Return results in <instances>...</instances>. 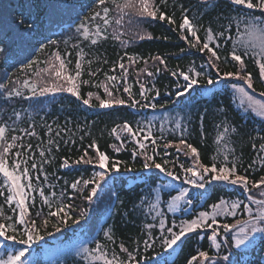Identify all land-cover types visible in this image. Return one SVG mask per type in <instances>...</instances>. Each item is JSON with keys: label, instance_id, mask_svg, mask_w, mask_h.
<instances>
[{"label": "trees", "instance_id": "1", "mask_svg": "<svg viewBox=\"0 0 264 264\" xmlns=\"http://www.w3.org/2000/svg\"><path fill=\"white\" fill-rule=\"evenodd\" d=\"M34 2L35 0H0V30L6 36L5 40L0 41V44L5 47V51L0 53V84H7L9 89L16 87L24 93L22 97H13L5 102L4 89H0V123L7 122L9 125L8 135H17L25 144L32 143L33 149H36L37 144L46 146L49 136L44 126L45 123L52 125L53 136L57 128L61 130L60 148L58 151H53L54 158L52 162L45 165V171L49 176L48 183L55 185V187L49 189L48 184L43 186L46 189V195L54 192L58 198L60 192L64 191V197L57 199L56 203H72L74 206L71 213L72 219L76 218L80 209H87V215L75 224L71 220L65 224H60L57 218H51L47 226H41L40 235L43 236V239L34 241L27 246L29 247V253L26 254L24 259L29 260L28 256L36 251L33 253L31 264H55L59 259L50 262V258L48 260L43 256L47 250L46 248L49 251L57 244L70 242L79 245L85 241H88L89 247L92 248L95 247V242L99 241L106 245L104 250L108 252L109 258L115 252L121 259H126V254L122 253L119 247L121 243L130 251L136 250L137 245H139V255L136 259L141 264H187V260L200 250L208 251L210 256L214 255L217 250L212 248L211 241L207 238L210 235L208 229H200L197 232L187 234L185 238H182V242H178V245L172 249H168L163 245L161 237L162 235L166 236L167 233H162L158 227L160 217H156L157 210L149 208V204L153 202L149 189L156 182V178L162 177L163 174L155 169L151 171L144 170L142 168L144 157L139 154L133 156L134 150L139 151L135 141L118 129L120 139L124 140L123 145H121L120 139L111 130L116 125H122L124 121L130 122L135 127L137 122L152 119L154 135L159 137L161 135L160 126L163 123V139L157 141L158 147L156 148L155 158L157 162L161 163L168 161L167 167L169 170L182 174L180 165L191 166L193 163L192 158L186 157L182 152H177L175 147H169L166 150L163 148L166 141H178L180 137L179 130L176 132L171 131L177 114L186 116L187 131L185 132V139L198 149L201 162L209 166L213 162V157H216L218 153L217 164L219 165L220 160L223 159L224 153L220 151L223 144L218 145L216 142V136L220 130L216 126L221 121H227L238 130L237 134L231 136L229 148L234 149V155L239 158V171L243 173L244 169H248L251 164L253 167L248 170L251 180H259L261 176H264V167L260 165L261 159H264V153L258 154L257 151L259 144L264 142L257 137V134L264 136V118L252 112L247 101L243 100L241 95L231 88V84L243 85V81L230 78L221 84L208 86L206 76L202 74L198 78L199 87L197 91L191 93V96L186 94L184 97L177 98L174 95L177 86H182L185 81L180 76H172V71L192 70V75H195V72L206 73L211 75L213 80L217 76L216 69L211 68L207 63V51L201 53L195 48H190L188 42L180 38L181 35L187 34L182 33L178 27L181 22V6L190 8L189 17L197 25L203 26L198 32L201 38L205 35L203 28L209 24H211L214 32L220 30V25L225 24L226 21L217 20L216 17L221 13L229 14L232 6L227 0H218L214 10H211L208 6L200 3L199 0H167L164 10L168 15L174 14L176 21L174 25L169 24L166 20L160 21L157 19L140 23L137 26L136 24H129L130 17L134 21L139 19L135 16L133 10L124 9L123 12H120L117 9V5L123 6L128 0H115V2L106 0L105 6H108L111 10L110 20L112 21L108 28L109 38L97 45H92L90 40L85 39L76 31V26L83 16L100 10L94 4V0H66L73 7L54 12L51 22H49L46 15H42L32 30L28 31V24L36 18L37 8L32 6ZM138 2L139 0H136V3ZM154 2L160 4V0H154ZM41 10H44L42 5ZM29 11H31L32 16L25 20L19 29L15 28V23L23 18L22 13L27 15ZM201 13H204L202 18H200ZM254 14L259 16L261 13L259 10H255ZM119 18H122V25L114 23ZM70 20H75L74 24L64 29L63 25ZM96 22L99 23L100 21ZM89 27L94 29V24H89ZM57 29L61 30L54 34ZM113 31L122 34L121 40L129 42L127 47L121 45L119 40H115L111 36ZM137 33L140 36L148 33L152 38L133 40L132 38L137 36ZM227 35H229L228 40L219 42L218 55L221 60L218 62V67L220 72H235L238 64L231 60L230 51L233 41L239 42L241 36L235 28ZM41 44L45 46L43 49L40 47ZM81 49L84 52L83 59L92 61L90 65L85 63L82 68L80 80H90V83L81 84V98H88V92L99 94L102 98H105L103 88H98L96 85L106 80V73L110 76L121 75L118 67L115 72L112 71V65L127 52L129 55L144 58L138 60L129 68L127 82L131 85L133 96L135 99L142 100L139 96V83L136 82L139 73L141 82L145 83L147 88H153L154 86V89L159 91L160 95L155 97L154 101H151V97L155 94L154 91L148 93L150 102H155L157 108L155 110L140 107L131 108L127 104L113 108H100L95 97L91 99L93 106H85L82 99H78L66 91L54 95L45 94L35 98L30 97V90L23 87L24 80L36 84L37 91L40 87L51 82L63 83V81H56L53 74L54 66L59 64V61L55 60L54 54H59L62 59H65L67 72L74 75L77 53ZM157 55L164 58L167 65L166 69H163V66L156 65L151 60L152 56ZM225 58H227V61H225ZM144 60L148 61L147 65ZM29 61H34L33 66L28 69L22 68V65L27 64ZM124 62L127 65V58ZM245 63L247 71L253 74V89H247L245 85L246 91L255 100L264 102V96L261 95L264 92V83L259 79L258 67L254 64L253 59L249 57H245ZM157 66L163 69L159 73H156ZM89 68L92 71L97 69L99 71L96 72L95 76L90 77L88 74ZM145 68H147V71L156 74L151 77L147 76L146 72L142 71ZM46 69L47 71H45ZM37 72L40 73L39 76H37ZM209 87L212 88V93L202 95L203 90ZM114 94L126 100L128 99L122 87L119 92L114 90ZM177 100H179L178 104L175 103ZM161 104H164L165 108H160L159 105ZM14 110L22 113L21 118L15 120V123H13L15 119L13 117ZM165 113L168 114L167 119L162 121L161 117ZM200 113H205L202 123L199 119ZM33 123L36 126L37 136L28 137L23 130L29 128ZM63 129L69 131L65 133ZM64 140H68L69 143L65 144ZM93 140L96 141L100 151L105 152L111 159L123 163L120 171L112 174L118 179L104 184L98 196L92 202H87L83 198L88 194L87 188L82 194H78L73 193L68 185L76 179H90L94 171L99 169L94 164H73L70 168H63L60 165L63 158H68L70 162L78 159L84 154L85 149H88L89 156H94L95 150L88 148ZM9 142H11L10 139ZM253 143L257 145V149L252 148ZM114 145L120 147L121 150L116 152ZM16 150L19 149L13 151ZM147 150L148 154H153L150 142H148ZM38 151L35 152L37 157ZM229 159H231V155ZM125 165L130 166L132 171L126 172ZM149 177L151 179H147ZM146 180L147 183H145ZM40 182H43V177H41ZM158 182L165 183L166 181L161 179ZM173 184L176 188L188 186L192 189V186L187 185L182 180L173 181ZM252 192L256 194L257 198H260L257 189H253ZM169 193L175 194V190L173 188L164 189L158 210L165 213V227L173 226L174 230H178L176 226L179 225L180 221L192 219L200 211H210V205L218 202L221 197L232 200L240 199L245 203L249 202L238 187H226L221 182H213L205 193L204 200L194 202L195 207H191L188 212L177 211L173 213L167 210ZM33 195L36 196V201L32 213L39 226L44 217H35V210H42L46 214L48 208L41 202L38 192L33 193ZM68 196H72V199H68ZM191 196L193 195L191 194L190 198ZM142 198L146 201L143 204L141 203ZM0 205L4 206L6 216L14 215L11 211V207L14 205L5 204L3 196H0ZM133 205H136L135 209H133ZM253 208L255 209V206ZM153 217L156 218L153 219ZM244 218H247V214L243 212L242 208L238 210L235 217H218L221 223H233L236 219ZM173 221H175V225H173ZM149 223L155 226L151 230L154 243L153 246L145 249L143 241L148 238L149 230L146 225ZM110 227L113 229V241H108L103 234ZM57 228H59V231H57ZM9 234H11V230H9ZM220 239H223V237H220ZM6 243L10 246L13 245L12 241ZM20 247L24 246L17 243L12 250L14 251ZM229 253H231V259L237 261V264H264V239L260 238L255 245L247 250L243 247L236 249L234 245L220 250L221 256ZM62 261H60L61 264H88V261H83L82 257L75 253H69Z\"/></svg>", "mask_w": 264, "mask_h": 264}, {"label": "snow or ice", "instance_id": "2", "mask_svg": "<svg viewBox=\"0 0 264 264\" xmlns=\"http://www.w3.org/2000/svg\"><path fill=\"white\" fill-rule=\"evenodd\" d=\"M115 2V0H113ZM200 3L209 7V9L214 10L218 0H199ZM227 2L232 6L229 14L225 15L223 13L219 14L217 20H225L226 23L220 25V30L215 31L209 24L207 27L203 28L205 33L204 37L201 38L198 32L203 26L194 23L193 19L189 17L188 13L190 8H184L181 6V22L179 23V30L182 33H187L186 35H181V39L188 42L190 48H195L199 52L203 53L207 51V63L213 69H216L217 76L213 80L211 75L201 72H195V75L191 74V71H172V76H180L183 78L185 83L182 86H177V90L174 95L177 98L184 97L186 94L191 96L193 91H197L199 87V77L203 74L206 76V84L208 86H214L216 84H221L230 78H236L243 81V85H238L236 83L231 84V88L241 95V98L250 106V110L254 112L261 118H264V102L255 100L252 95L246 91L247 89H253V74L247 71L245 57L253 59L254 64L258 67L259 79L264 83V0H227ZM94 4L100 10L89 13L83 16L80 23L76 26V31L83 36L85 39L90 40L92 45H97L98 43L105 41L109 38L108 28L112 21L110 20V8L106 5V0H94ZM41 5L43 6V11L41 10ZM167 5V0H160V4H156L154 0H128L123 6L117 5V9L123 12L124 9L133 10L135 16L138 20H133L129 18V24H136L148 22L149 20H160L167 21L169 24H175L176 21L173 15H168L164 10ZM37 8L36 18L32 20L27 26V30L31 31L37 21L42 15H46L51 22L52 15L57 10L67 9L73 7L66 2V0H35L32 5ZM255 10L260 11V15L254 14ZM103 14V15H102ZM204 13H201V17ZM32 16L31 11L27 15L22 13V19L15 23V28L19 29L21 25L24 24L25 20H28ZM96 21H100L97 23ZM117 25H122V18L116 19L114 21ZM89 24H94V29L89 27ZM242 26V28H241ZM239 32L241 39L239 42L233 41V46L230 51L231 60L238 64V68L235 72L224 71L220 72L218 67V62L221 57L218 55V50L220 47L221 40H228L229 35L233 29ZM122 34H117L116 31L111 33V36L115 40H119L121 45L127 47L128 41L121 40ZM5 33L0 30V41L5 40ZM151 39V35L145 33V35L137 36L132 39ZM167 39V37H165ZM41 49L45 46L41 44ZM5 51V47L0 44V53ZM184 51L183 49L181 50ZM84 52L83 49L77 53V59L75 63V74H69L66 70L65 59H62L59 54H54L56 61H59L58 66H54V77L56 81L39 88L37 91V86L34 83H30L29 80H24L23 87L30 90V97L35 98L37 96H44L45 94H56L62 91H66L78 99H82V103L85 106H93L91 104V99L95 97L98 101V107L100 108H113L115 106L127 104L131 108H151L155 110L157 104L155 102H150L148 93L154 91V96L151 97V101L155 100V97L160 95L158 90L153 88H147L145 83L141 82L140 74H137L136 82L139 83V96L142 100L135 99L133 96L131 85L128 84V74L129 68L135 64L138 60L144 59L142 57H137L129 55L127 52L124 56L120 57L116 63L112 65V71L115 72L117 67L120 70V76H110L105 74L106 80L96 85V87L103 88L105 98H102L99 94L88 92V98H81L80 86L81 84H89L90 80H80L82 75V68L85 63L90 65L91 60L85 61L83 59ZM125 58H127V65L125 64ZM151 60L159 66H163V69L167 68L164 58L161 56H152ZM227 61V58H225ZM107 62V61H105ZM34 61H29L27 64L22 65V68L28 69L33 66ZM70 63V61H69ZM147 65L148 61L144 60ZM156 67V73H159L163 69L161 67ZM47 71V69L45 70ZM89 68V76L93 77L96 72ZM146 72L147 76H154L156 73L147 71V68L142 70ZM37 76L40 75L39 72L36 73ZM123 88V92L127 94L128 99H124L119 95L114 94L119 92L120 88ZM0 89H4L5 102L11 100L13 97H22L24 93L16 87L11 89L8 88L7 84H0ZM212 93V88H205L202 95H209ZM264 96V92L261 93ZM194 99V98H193ZM176 104L179 100L175 101ZM160 108H165L164 104L159 105ZM183 110V109H182ZM222 111V109H221ZM167 113L161 117V120L167 119ZM205 113H200L199 119L201 123L203 122ZM22 113L19 111H13V123L15 120H19ZM186 116H180L177 114L174 125L171 129L172 132L179 130L180 137L178 141L168 140L163 144V148L166 150L169 147H175L177 152H182L186 157L192 158V165L185 167L183 164L180 165L182 169V174H177L176 172L169 170L167 167L168 161L157 162L156 148L158 147L157 141L163 139L164 125L161 123L160 131L161 135L159 137L154 135L153 132V120L146 119L141 122H137L134 127L130 122L124 121L122 125H116L111 131L113 134L120 139L118 129L120 132L127 134L131 139L135 141L138 146V150L133 151V156L139 154L144 157V163L142 168L144 170H158L159 173L163 174L162 177H157L156 182L149 189L151 193L152 203L149 204L151 210L156 211V217L159 219V229L162 233H167V235H162L161 239L163 245L172 249L174 246L178 245V242H182V238H185L187 234L197 232L200 229L210 230V235L208 239L211 241L212 248L216 249L214 255L209 254L208 251L200 250L196 255H192L190 259L187 260V264H237V261L231 259V253L220 255V250L222 248H228L230 245H234L236 249L244 248L249 249L256 243L257 234H261V239H264V176H261L259 180H251L249 178L248 170L253 167L249 165L248 169H244L243 173L239 171L240 164L239 158L234 155V149L229 148V143L231 142V136L237 134L238 130L234 125L229 124L227 121H221L216 127L220 129L216 136V142L223 144V148L220 149L223 154V159L220 160L219 165L217 164V159L219 153L216 157H213V162L211 165H205L200 160V154L198 149L191 143H188L185 139V132L187 127L185 124ZM190 123V121H188ZM45 128L49 138L46 141V146L42 144H37L36 149H33L32 143H23L21 138L17 135H8L9 125L7 122L0 123V196L4 197V203L13 206L11 211L14 213L12 216H6L4 213V206L0 205V264H31L27 259H24L27 253H29V245L34 241L43 239L40 235L41 226H47L49 220L53 217L57 218L60 224H65L69 220L72 223H78L79 220L84 219L87 215V209H80L78 215L75 219H72L71 213L73 211V204H64L63 202L56 203L57 199L64 197V191L60 192L59 198L56 197L54 192L46 195V189L44 184H48V188H54L55 185L48 183L49 176L45 171V165L52 162L53 151L59 150L60 143L59 140L62 139L61 130L57 128L54 136L53 127L50 124L45 123ZM25 135L28 137L37 136L36 126L33 123L29 128L23 130ZM67 133L68 129H63ZM257 137L264 141V136L257 134ZM9 139L11 142H9ZM83 139V137H81ZM74 143V141H72ZM148 142L152 145V153L148 154ZM64 143H69L68 140H64ZM121 145H123L124 140L120 139ZM116 152H119L120 147L113 146ZM89 149L95 150L94 156H89L88 149L84 150V154L74 161H69L68 158H63V162L60 167L70 168L73 164H86L95 165L99 170L94 171L90 179H76L68 187L73 190V193L82 194L85 188L88 189V194L84 196V200L87 202H92L94 198L98 196L100 190L103 189L104 184H108L109 181H115L118 179L113 176V173H118L123 162L111 159L105 152L100 151L96 141L93 140L91 144L88 145ZM253 149H257L255 143L252 144ZM14 149H19L13 151ZM38 151V157L35 152ZM258 154L264 153V142L259 144L257 149ZM231 155V159L229 156ZM255 163V161H253ZM261 167H264V159L260 161ZM125 171L130 172L132 168L125 165ZM41 177H43V182L41 183ZM170 178V179H169ZM147 179H151L150 177ZM165 180V183H159V180ZM183 181L189 186L195 187L197 189L204 190L208 185L213 182H221L226 187L233 186L238 187L244 194L248 203L240 199H225L223 197L219 198L218 202L212 203L210 205V211H200L198 214L194 215L192 219L182 220L179 225L176 226L178 230H174L173 226L165 227V213L159 211L161 204V196L164 189L173 188L175 194L169 193V200L167 201V210L169 212L183 211L188 212L191 207H195V201L204 200L205 193H198L196 196H191L188 187H179L173 184V181ZM36 181V183H34ZM67 183V182H66ZM147 183V180L145 181ZM91 185V187H89ZM110 187V185H109ZM253 189L259 191V197L252 192ZM38 192L41 202L47 206L48 211L46 214L42 210H35V217H44L41 221V225H37V220L33 218L32 209L35 208L36 196L33 193ZM68 199H72V196H68ZM118 199V198H117ZM146 201L142 198L141 203ZM183 202V207H182ZM123 202L121 201V204ZM55 205V206H54ZM255 206V209L253 208ZM136 205H133V209ZM242 208L243 212L247 214V219H236L233 223H221L218 217L220 216H233L237 215L238 210ZM156 217H153L155 219ZM175 225V221L172 222ZM155 226L152 223L146 225L148 231V238L143 241L144 248L147 249L153 246L154 238L152 236L151 230ZM11 230V234H9ZM59 231V228H57ZM104 237L108 241H113V229L110 227L108 230L104 231ZM223 237V239H220ZM12 241L13 245H8L6 242ZM22 245L16 250V244ZM106 245L95 242V247H89V242H81L76 249V255L81 256L83 261H88V264H141L136 257L139 255V245L137 249L130 251L129 248L125 247L123 243L119 245L122 253L126 254V259H121L118 255L113 252L111 258H109L108 252L105 249ZM55 264H61L59 260Z\"/></svg>", "mask_w": 264, "mask_h": 264}, {"label": "rangeland", "instance_id": "3", "mask_svg": "<svg viewBox=\"0 0 264 264\" xmlns=\"http://www.w3.org/2000/svg\"><path fill=\"white\" fill-rule=\"evenodd\" d=\"M184 187H188V186H184ZM195 188V187H194ZM190 195L192 194V189H190ZM194 195V194H193ZM261 238V234H257L256 236V243L260 240ZM255 243V244H256ZM79 244V243H78ZM254 244V245H255ZM59 246H56L52 249H50L51 251H48L46 250V252H44L45 254H43L44 257L46 258H50V262H54L56 259H59L61 262H63L62 260L65 258L66 255H68L69 253H75L76 254V249L79 245H75V244H72L70 242H67V243H61V244H57ZM48 249V248H46ZM36 252V251H35ZM34 252H32L33 254ZM49 253V254H48ZM49 255V256H48ZM33 256V255H32Z\"/></svg>", "mask_w": 264, "mask_h": 264}]
</instances>
